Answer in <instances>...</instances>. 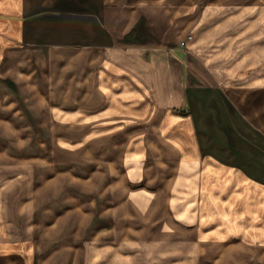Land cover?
Returning a JSON list of instances; mask_svg holds the SVG:
<instances>
[{"label": "crops", "instance_id": "obj_1", "mask_svg": "<svg viewBox=\"0 0 264 264\" xmlns=\"http://www.w3.org/2000/svg\"><path fill=\"white\" fill-rule=\"evenodd\" d=\"M29 106L99 139L121 258L171 243L193 205V231L215 246L264 248V0H0V264H29L33 186L11 144L27 139ZM155 171L188 203L179 216L171 194L157 218L129 188V173L151 184Z\"/></svg>", "mask_w": 264, "mask_h": 264}, {"label": "rangeland", "instance_id": "obj_2", "mask_svg": "<svg viewBox=\"0 0 264 264\" xmlns=\"http://www.w3.org/2000/svg\"><path fill=\"white\" fill-rule=\"evenodd\" d=\"M49 112L46 108L29 106L27 139L11 141L13 151L21 153L20 167L27 169L33 186L31 198L36 211L29 214L28 220L32 231H23L20 236L30 245L29 264H87L90 253H94L93 261L104 264H264L263 247L253 246L251 250L235 245L219 248L210 236H206L207 231H193L195 205L193 209L188 208L182 220H172L166 238L171 243L124 245L121 248L129 253L121 258L110 247L113 238V232L108 231L112 177L106 169V157L101 155L100 141L84 139L78 126L75 133L69 134L67 115L55 109L54 124ZM128 143L124 145L129 146ZM5 158L7 165L19 166L16 161L19 157ZM154 174L156 178L148 184L144 180L147 173L142 174L143 180L129 173V188L150 201L154 199L152 206L157 218L163 213V198L171 194L172 214L179 216V211L188 203L184 205L176 197L174 188L171 192L162 188L168 174L157 171ZM202 193L199 219L204 207L211 206L204 201ZM148 234L149 231L144 236L149 238Z\"/></svg>", "mask_w": 264, "mask_h": 264}, {"label": "built area", "instance_id": "obj_3", "mask_svg": "<svg viewBox=\"0 0 264 264\" xmlns=\"http://www.w3.org/2000/svg\"><path fill=\"white\" fill-rule=\"evenodd\" d=\"M192 38V35L188 33L184 39H182L179 43L180 47L185 48L187 41H189Z\"/></svg>", "mask_w": 264, "mask_h": 264}]
</instances>
